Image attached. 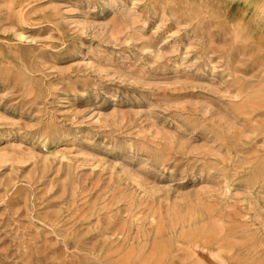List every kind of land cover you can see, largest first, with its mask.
<instances>
[{
  "label": "rangeland",
  "instance_id": "rangeland-1",
  "mask_svg": "<svg viewBox=\"0 0 264 264\" xmlns=\"http://www.w3.org/2000/svg\"><path fill=\"white\" fill-rule=\"evenodd\" d=\"M0 0V264H264V4Z\"/></svg>",
  "mask_w": 264,
  "mask_h": 264
},
{
  "label": "crops",
  "instance_id": "crops-1",
  "mask_svg": "<svg viewBox=\"0 0 264 264\" xmlns=\"http://www.w3.org/2000/svg\"><path fill=\"white\" fill-rule=\"evenodd\" d=\"M259 3H260V5H261V4H264V0H260V2H259Z\"/></svg>",
  "mask_w": 264,
  "mask_h": 264
}]
</instances>
